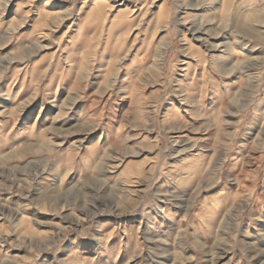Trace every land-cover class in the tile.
Returning <instances> with one entry per match:
<instances>
[{"label": "rangeland", "instance_id": "374dc122", "mask_svg": "<svg viewBox=\"0 0 264 264\" xmlns=\"http://www.w3.org/2000/svg\"><path fill=\"white\" fill-rule=\"evenodd\" d=\"M0 264H264V0H0Z\"/></svg>", "mask_w": 264, "mask_h": 264}]
</instances>
